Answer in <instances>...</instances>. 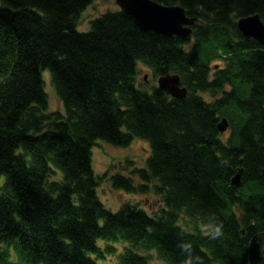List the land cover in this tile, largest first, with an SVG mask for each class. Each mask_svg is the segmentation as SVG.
I'll return each instance as SVG.
<instances>
[{"label":"trees","instance_id":"16d2710c","mask_svg":"<svg viewBox=\"0 0 264 264\" xmlns=\"http://www.w3.org/2000/svg\"><path fill=\"white\" fill-rule=\"evenodd\" d=\"M93 1L0 0V264H100L117 243L119 264H150L142 250L165 264H264V44L236 23L264 22V0H156L198 17L189 36L142 30L119 9L79 30ZM138 62L178 73L187 97L141 89ZM46 71L64 113L47 112ZM135 138L151 145L131 170L139 183L110 181L161 195L154 214L131 202L112 211L97 193L96 140ZM216 224L221 235L205 232Z\"/></svg>","mask_w":264,"mask_h":264},{"label":"rangeland","instance_id":"374dc122","mask_svg":"<svg viewBox=\"0 0 264 264\" xmlns=\"http://www.w3.org/2000/svg\"><path fill=\"white\" fill-rule=\"evenodd\" d=\"M119 6L115 0H94L90 5L83 10L78 19V29L86 31L90 29V22L95 17L107 11H115ZM138 76L137 82L141 89H148L153 84L157 83V78L152 71L141 62H138ZM46 80V91L49 97L48 111H60L64 113L63 103L58 96L56 90L51 84V74L49 71L44 73ZM229 89V88H228ZM207 99H213L209 94H202ZM224 137L229 134L224 132ZM151 155V145L148 141L135 138L131 144L127 146H116L101 139L96 140L92 148V165L93 170L99 180L97 193L101 201L112 211H116L121 204L131 202L140 205L148 213L154 214L163 207L162 197L154 193L152 190L147 193H128L123 190L114 189L111 185L110 177L116 173H122L128 176H133L136 183L139 179L131 174L134 167H141L146 165L148 157ZM55 178V177H54ZM184 220L181 218V223L189 228ZM102 246L104 241H100ZM118 253L116 255H108L106 259L99 260L100 264H119V253L123 251L125 243H117ZM143 253L151 254L152 258L150 264H165L159 260L154 250H142ZM264 252V250H263Z\"/></svg>","mask_w":264,"mask_h":264},{"label":"water","instance_id":"95a60500","mask_svg":"<svg viewBox=\"0 0 264 264\" xmlns=\"http://www.w3.org/2000/svg\"><path fill=\"white\" fill-rule=\"evenodd\" d=\"M115 1L122 12L133 16L142 30H153L167 36H189L192 32V25L198 19L197 16L188 15L181 4H162L155 0ZM237 27L245 37L253 38L260 44H264V22L257 13L239 17ZM157 86L178 99H185L188 94V89L182 84L178 73L160 75L157 79ZM218 128L222 133L229 128V120L225 116L219 121ZM242 174L243 167H239L231 178V183L240 186ZM261 174L264 175V168Z\"/></svg>","mask_w":264,"mask_h":264},{"label":"clouds","instance_id":"9594fccd","mask_svg":"<svg viewBox=\"0 0 264 264\" xmlns=\"http://www.w3.org/2000/svg\"><path fill=\"white\" fill-rule=\"evenodd\" d=\"M205 232H210L214 235H221L223 233L222 224L209 225L205 227Z\"/></svg>","mask_w":264,"mask_h":264},{"label":"bare ground","instance_id":"6f19581e","mask_svg":"<svg viewBox=\"0 0 264 264\" xmlns=\"http://www.w3.org/2000/svg\"><path fill=\"white\" fill-rule=\"evenodd\" d=\"M155 1H156V0H155ZM195 22H196V21H195ZM195 22H194V23H195ZM236 23H237V20H236ZM192 26H193V25H192ZM240 32H241V31H240ZM51 84H52V83H51ZM52 86H53V85H52ZM145 166H146V165H145ZM141 167H144V166H141ZM262 168H264V167H262ZM233 176H234V175H233ZM241 179H242V178H241ZM241 184H242V183H241Z\"/></svg>","mask_w":264,"mask_h":264}]
</instances>
